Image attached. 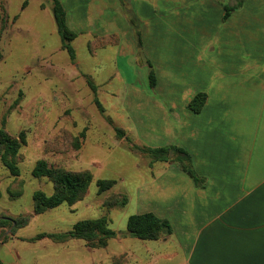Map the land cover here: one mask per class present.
<instances>
[{
  "label": "crops",
  "instance_id": "obj_1",
  "mask_svg": "<svg viewBox=\"0 0 264 264\" xmlns=\"http://www.w3.org/2000/svg\"><path fill=\"white\" fill-rule=\"evenodd\" d=\"M59 1L69 28L85 20L97 46H116L113 77L123 81L126 113L148 131L138 144L181 148L189 160L175 150L151 160L139 187L136 214L153 212L171 226L158 239L113 229L118 252L110 240L98 248L78 239L51 246L4 227L0 243L10 239L12 253L16 241H27L47 264H114L120 256L123 264H264V0ZM52 4L42 0L40 9L52 15ZM197 98L204 99L198 111ZM29 215L32 222L38 214Z\"/></svg>",
  "mask_w": 264,
  "mask_h": 264
},
{
  "label": "rangeland",
  "instance_id": "obj_2",
  "mask_svg": "<svg viewBox=\"0 0 264 264\" xmlns=\"http://www.w3.org/2000/svg\"><path fill=\"white\" fill-rule=\"evenodd\" d=\"M41 1L0 0L6 21V28L0 33V128L5 126L16 136L24 131L27 139L20 150V178L24 181L22 195L11 196L8 188L15 177L0 163V217L8 216V212L29 215L33 210L35 190L52 194V182L32 173L36 161L45 158L51 165L73 170L88 169L94 179L86 199L38 214L28 226L18 229L19 234L32 237L58 229L68 231L80 220L103 215L109 218L112 229L125 231L129 216L136 214L140 207L137 206V201L141 200L139 187L144 186L151 176L150 162L161 159L135 152L130 147L132 143H139L136 140L140 133L146 135L148 131L144 130L146 126L133 125L126 113L132 110H126L128 100L123 92V81L113 77L116 46H97V41L85 33L84 20L83 26L70 28L78 33L71 42L76 59L73 62L62 48V39L52 15L40 9ZM86 75H90L102 89L94 92ZM17 100L19 104L12 110ZM115 127L125 128L129 141L118 139ZM83 131L85 137L80 138L81 147L75 149L73 140ZM99 179L115 180L108 194L98 193ZM118 194H126L130 203L112 208L104 206L109 196ZM109 240L110 250L119 252L121 242L114 237ZM11 242L9 239L6 243ZM47 242L52 246V240L47 239ZM124 243L128 246L133 241L125 239ZM5 244L0 243V259L5 264H19L17 261L47 264L38 254L40 248L27 241L12 244V253L7 251ZM99 252L103 254L105 251ZM118 258L114 264H123L124 256ZM131 264L135 263L132 261Z\"/></svg>",
  "mask_w": 264,
  "mask_h": 264
},
{
  "label": "trees",
  "instance_id": "obj_3",
  "mask_svg": "<svg viewBox=\"0 0 264 264\" xmlns=\"http://www.w3.org/2000/svg\"><path fill=\"white\" fill-rule=\"evenodd\" d=\"M27 5V1L23 3ZM44 6V5H43ZM232 8L226 7L224 19L227 18ZM51 13L55 21L57 32L62 39V48L65 49L72 60H75V50L71 42L78 36V33L71 30L67 25L66 10L59 0H53L51 6ZM6 28V21L4 18V9L0 8V33ZM88 83L97 91V85L91 77H87ZM156 82V77L153 71L150 72V83L153 86ZM101 112L104 108L101 106L99 100L96 99ZM204 103V99L197 98L191 107L198 111ZM19 101H15L11 109L14 110ZM1 112V99H0ZM116 136L118 139H126V131L122 127H115ZM85 137V131L81 132L78 137L73 140L75 149L81 147L80 138ZM27 139L25 132L22 131L18 136L11 134L5 126L0 128V163L6 167L10 174L15 177L12 185L8 188L12 197L22 195L24 188V181L20 178V162L22 155L20 153L22 145L26 143ZM131 149L135 152L152 155L155 159L166 160L171 150H175L189 160L187 152L177 147H150L146 145H139L132 143ZM183 169L196 182L199 178L190 165L183 164ZM35 177L47 178L53 184L52 194H47L45 191L38 189L33 192V211L35 214H42L45 211L55 208L62 204L73 205L85 198L89 187L94 179L93 173L88 170H73L62 166L51 165L45 158H40L36 161L32 170ZM113 179H99L97 181L98 193L102 194L110 190L115 185ZM2 190L0 188V198ZM128 203V196L124 194L111 195L104 201V206L112 208L114 206H125ZM31 221L30 215H20L17 217H1L0 228H11V234L16 233L20 228L27 226ZM109 218L102 216L95 219H83L76 222L73 227L65 232H51L40 233L28 240L36 241L44 237L51 239L56 243H64L71 239H82L89 247L98 248L107 245L110 238L115 237L116 232L109 225ZM127 230L135 237L142 240H155L160 238L164 233L171 232V226L168 221L155 215L153 212H146L141 214L130 215L127 221ZM118 259V258H116ZM0 264H5L0 259Z\"/></svg>",
  "mask_w": 264,
  "mask_h": 264
}]
</instances>
